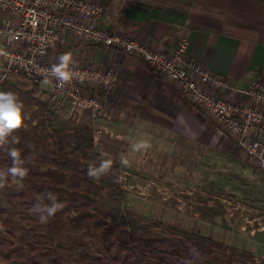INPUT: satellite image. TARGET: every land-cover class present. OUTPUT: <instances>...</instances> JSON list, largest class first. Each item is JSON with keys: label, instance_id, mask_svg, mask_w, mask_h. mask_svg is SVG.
Masks as SVG:
<instances>
[{"label": "rangeland", "instance_id": "1", "mask_svg": "<svg viewBox=\"0 0 264 264\" xmlns=\"http://www.w3.org/2000/svg\"><path fill=\"white\" fill-rule=\"evenodd\" d=\"M74 45V51L88 56L104 47L82 50ZM90 58L99 60L98 55ZM110 100L107 116L96 126L88 115H74L70 121L75 127L103 130L94 136L95 155L85 166H96L103 157L120 165L122 159L129 161L121 165V175H104L97 182L104 198L120 201V218L130 211L135 220L115 226L96 204L91 229L65 233L64 249L50 254L48 244L38 238L47 223L32 211L37 201L46 204L42 193L0 170L5 176L0 187V264H51L55 257L75 264L80 253L88 254L90 264H191L194 248L183 231L223 244V264H236L233 249L249 251L253 264H264V173L254 158L189 100L179 98L174 118L156 114V124L149 126L143 121L151 110H131L125 104L118 109ZM133 113L143 117L134 119ZM139 140L151 147L134 151ZM108 178L120 189H110Z\"/></svg>", "mask_w": 264, "mask_h": 264}, {"label": "built area", "instance_id": "2", "mask_svg": "<svg viewBox=\"0 0 264 264\" xmlns=\"http://www.w3.org/2000/svg\"><path fill=\"white\" fill-rule=\"evenodd\" d=\"M109 1L0 0V85L13 75L26 76L45 94L48 110L66 120L88 115L96 126L108 114V94L119 81L120 69L105 60H83L69 45L136 55L222 127L264 173V73L236 89L229 78L189 58L185 39L172 52L158 51L129 32L105 26ZM65 53L75 61L73 80L59 89L49 70ZM95 128V136L103 133Z\"/></svg>", "mask_w": 264, "mask_h": 264}, {"label": "crops", "instance_id": "3", "mask_svg": "<svg viewBox=\"0 0 264 264\" xmlns=\"http://www.w3.org/2000/svg\"><path fill=\"white\" fill-rule=\"evenodd\" d=\"M103 23L131 33L158 51L172 52L185 39L189 58L229 78L238 88L264 73V0H110ZM69 46L74 50L73 44ZM89 46L102 47L81 49ZM79 54L83 60L98 55L97 62L118 65L119 81L108 98L114 108L125 104L131 110H151L144 116L146 126L156 124V114L174 118V103L179 98L189 100L136 55L110 47L92 49L90 56ZM130 95L133 98L126 101ZM133 114L134 119L143 117Z\"/></svg>", "mask_w": 264, "mask_h": 264}, {"label": "trees", "instance_id": "4", "mask_svg": "<svg viewBox=\"0 0 264 264\" xmlns=\"http://www.w3.org/2000/svg\"><path fill=\"white\" fill-rule=\"evenodd\" d=\"M0 91H11L23 103L27 117L24 126L14 135L18 143L8 144L0 148V170L7 171L11 166L8 156L9 148H16L24 160V167L28 174L21 181L42 193L47 204L46 194L52 192L56 195L63 208L50 218L46 224V233L38 236L40 242H46L49 253H56L65 247V233L72 231H89L95 221L92 207L101 204L105 213H109L112 223L120 227L121 221L135 220L130 211H125L127 218H120L122 214L119 200L108 201L102 193V186L97 180L87 175L88 168L83 164L91 161L95 155L94 130L88 127H75L70 120H62L59 116L47 109L43 101L44 93L32 79L13 75L4 84ZM102 159L100 158L97 167ZM110 176L121 175L122 167L115 161ZM110 189H117L118 184L112 178L107 179ZM113 194V193H112ZM104 200V201H103ZM191 240L193 251L191 264H223L224 245L202 236L198 233L181 232ZM211 252L209 258L207 254ZM233 262L236 264H253L254 255L249 251L233 249L231 252ZM51 264H64L58 258H51ZM75 264H90L89 256L80 253Z\"/></svg>", "mask_w": 264, "mask_h": 264}, {"label": "clouds", "instance_id": "5", "mask_svg": "<svg viewBox=\"0 0 264 264\" xmlns=\"http://www.w3.org/2000/svg\"><path fill=\"white\" fill-rule=\"evenodd\" d=\"M74 63L75 61L70 53L61 54L58 57V63L53 64L49 70L50 76L56 80V86L59 89L71 84ZM45 82H47V79ZM26 119L23 103L17 95L11 91H0V148L8 144L18 143L14 134L24 126ZM150 147L151 145L147 140H139L132 145L133 150L136 152L146 151ZM8 156L11 159V166L7 169L8 175L13 179L22 181L28 174L27 168L24 167V160L14 147L8 149ZM120 163L122 166H128L129 161L122 159ZM112 166L111 159H102L98 167L89 166L87 175L90 179L99 180L112 170ZM4 182L5 176L0 175V187L4 186ZM46 199L47 204L37 201L32 207V211L38 214L41 223H47L63 208L62 202H59L52 192L46 194Z\"/></svg>", "mask_w": 264, "mask_h": 264}]
</instances>
